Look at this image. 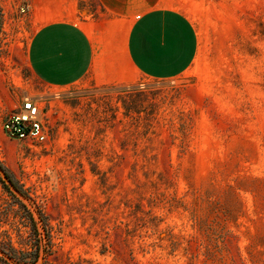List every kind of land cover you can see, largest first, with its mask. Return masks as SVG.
I'll return each instance as SVG.
<instances>
[{
    "label": "rangeland",
    "instance_id": "1",
    "mask_svg": "<svg viewBox=\"0 0 264 264\" xmlns=\"http://www.w3.org/2000/svg\"><path fill=\"white\" fill-rule=\"evenodd\" d=\"M0 0V264H264V0H174L199 49L127 88H50ZM25 96L49 131L4 137Z\"/></svg>",
    "mask_w": 264,
    "mask_h": 264
},
{
    "label": "crops",
    "instance_id": "2",
    "mask_svg": "<svg viewBox=\"0 0 264 264\" xmlns=\"http://www.w3.org/2000/svg\"><path fill=\"white\" fill-rule=\"evenodd\" d=\"M36 25L27 46L32 75L50 88L85 82L133 87L187 71L198 53L193 22L174 0H28Z\"/></svg>",
    "mask_w": 264,
    "mask_h": 264
},
{
    "label": "built area",
    "instance_id": "3",
    "mask_svg": "<svg viewBox=\"0 0 264 264\" xmlns=\"http://www.w3.org/2000/svg\"><path fill=\"white\" fill-rule=\"evenodd\" d=\"M28 10L29 5L24 1L20 11L24 14ZM1 131L4 137L11 141L44 145L48 141L49 131L40 100L23 97L19 105L2 121Z\"/></svg>",
    "mask_w": 264,
    "mask_h": 264
}]
</instances>
